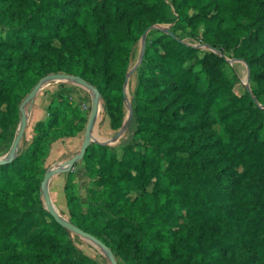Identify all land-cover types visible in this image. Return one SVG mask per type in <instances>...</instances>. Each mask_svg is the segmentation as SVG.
<instances>
[{
  "label": "trees",
  "instance_id": "16d2710c",
  "mask_svg": "<svg viewBox=\"0 0 264 264\" xmlns=\"http://www.w3.org/2000/svg\"><path fill=\"white\" fill-rule=\"evenodd\" d=\"M0 17L15 24L0 31V155L49 75L92 86L119 123L133 46L147 26L173 23L144 48L127 138L89 144L81 160L94 180L86 208L65 182L69 221L118 264H264V0H0ZM229 52L246 64L249 91L237 92ZM55 100L0 165V264H95L39 198L47 133L84 130L77 108Z\"/></svg>",
  "mask_w": 264,
  "mask_h": 264
},
{
  "label": "rangeland",
  "instance_id": "374dc122",
  "mask_svg": "<svg viewBox=\"0 0 264 264\" xmlns=\"http://www.w3.org/2000/svg\"><path fill=\"white\" fill-rule=\"evenodd\" d=\"M172 25L173 23L161 24L157 26L150 25L147 26L146 29L142 32L139 40L132 48L128 71L126 73L122 86L123 117L121 118V121L119 123L111 125L109 115L105 111L103 102L100 98L99 112L96 117L92 133L89 136L90 144L117 147L127 138V128H125V122L128 112V104L130 103V100L132 98V92L136 83V77L143 69V56L140 55L142 49V47L140 48V43H142L141 40L143 38L145 48L147 44L157 38L161 33L166 34L168 32L167 29ZM14 26L15 24L10 22L7 17H0V31ZM178 33L183 34L182 31H178ZM183 36L184 41L192 44L193 46L201 48V46H199L201 44L199 37L189 38L185 35ZM226 60V70L229 76H236L238 79V84L236 85L237 92L242 93L244 90L249 91L251 85L249 80H246L248 69L246 64L241 60L232 58L231 52L226 55ZM52 76L54 75H49L42 79L43 82L36 96L30 99L24 107V111L27 116V126L24 136L19 144L17 154L20 153L32 141L34 135L32 129L35 122L46 121L49 118L50 113L48 108H54L57 106L55 100V97L57 95L64 96L66 100H68L74 107H76L80 115L84 118L85 122L82 123L84 125V130L77 134L74 133L71 137H61V132L56 130L49 131L47 133L46 139L50 146L48 152L46 151L47 154L45 159H43L40 164V170L38 171L37 176V178L40 179L41 182L43 181L44 174L47 171L64 168L67 161L79 153L81 143L84 138L85 127L90 116L94 99V93L82 87L77 81L73 79L63 80L59 77L53 79L51 78ZM55 76H60V74ZM28 95L29 94H27L26 97ZM217 130H220V128L217 127ZM10 148L11 145L5 153L0 155V160L8 159L7 155L10 151ZM84 167L85 164H83L82 161H79L74 164L72 169L67 172L60 173L58 177H53V179L49 182V187L51 188L49 197H51L50 199H52V202L56 205V208L54 207V210L56 211L57 215H59V217L64 218L68 223L70 221L64 192L65 182L67 181L68 183L66 193L70 197L78 198L82 206L86 208V189L92 185V181L94 180L86 176V173H84L83 171ZM66 173H69L67 178ZM162 185L165 186V183L162 182ZM45 186L47 188L48 183ZM39 198L42 207L47 211L46 202L41 188L39 189ZM15 205L19 208H25L29 207L31 205V202L26 199H20L16 202ZM68 234L74 245L83 253L90 256L94 260L95 264H110L106 251L97 243L89 238L76 235L69 231ZM93 237L96 238L95 236ZM96 239L101 242L98 238Z\"/></svg>",
  "mask_w": 264,
  "mask_h": 264
},
{
  "label": "water",
  "instance_id": "95a60500",
  "mask_svg": "<svg viewBox=\"0 0 264 264\" xmlns=\"http://www.w3.org/2000/svg\"><path fill=\"white\" fill-rule=\"evenodd\" d=\"M141 41H142V49H141L140 55L143 56V52H144L143 38ZM58 77L63 79V80H72L73 79V80L77 81L82 87H84L85 89H87L89 91H92L95 96L93 99V105L91 108L90 116H89V119H88L86 127H85L84 138H83V141L81 143V148H80L79 153L76 156H74L73 158H71L70 160H68L67 163L65 164L64 168L56 169V170H50L44 174L43 181L41 182L40 188H41V191L43 192V195H44V199L46 202V209H47L48 213L53 217L55 222H57L61 227L65 228L69 232H72L76 235L91 239L92 241L97 243L100 247H102L106 251L110 264H118L116 262L114 256H113V254L111 253V251L107 247H105L101 242H99L96 238H94L93 236H91V235L83 232L82 230L76 228L70 222L68 223V222H63L60 220L56 211L52 208L53 204H52L51 199L49 197L48 190H47V188H45V185L49 182V180L52 176L69 171L70 169H72V167L74 166L75 163L82 160V158H83V156H84V154H85V152H86V150L90 144L89 136L92 133L93 126H94V123H95V120H96V117L98 115L99 108H100V104H99L100 96L92 86L88 85L86 82H84L81 79L72 78V77H69L67 75H60V76L54 75L51 78L55 79ZM246 80L247 81L249 80L248 69H247V79ZM42 82H43V80H40V82L37 85H35V87L31 90L29 95L24 99V101L20 105L21 118H20V123L18 125L17 132H16V135L12 141L10 151L7 155L8 159H1L0 165L9 162L11 159L15 158V156L17 155L19 144H20V142L24 136L25 129L27 126V116L25 114L24 107L26 106L27 102L30 99H32L36 96L37 92L39 91V89L41 87ZM130 116H131V108H130V103H129L128 104V112L126 115L125 128H127Z\"/></svg>",
  "mask_w": 264,
  "mask_h": 264
},
{
  "label": "crops",
  "instance_id": "0c3cea01",
  "mask_svg": "<svg viewBox=\"0 0 264 264\" xmlns=\"http://www.w3.org/2000/svg\"><path fill=\"white\" fill-rule=\"evenodd\" d=\"M59 174L57 175H54L50 178L49 182L53 179V177H58ZM49 182H48V187H47V190H48V194L50 195V187H49ZM51 198V197H50ZM51 202H52V199H51ZM53 206L56 208V205L52 202Z\"/></svg>",
  "mask_w": 264,
  "mask_h": 264
},
{
  "label": "bare ground",
  "instance_id": "6f19581e",
  "mask_svg": "<svg viewBox=\"0 0 264 264\" xmlns=\"http://www.w3.org/2000/svg\"><path fill=\"white\" fill-rule=\"evenodd\" d=\"M142 47V43H140V48ZM95 96V95H94ZM45 188H46V186H45ZM52 208L54 209V207L52 206ZM59 216V215H58ZM60 218V220L61 221H63V222H66V220L64 219V218H62V217H59Z\"/></svg>",
  "mask_w": 264,
  "mask_h": 264
},
{
  "label": "built area",
  "instance_id": "2783aa9c",
  "mask_svg": "<svg viewBox=\"0 0 264 264\" xmlns=\"http://www.w3.org/2000/svg\"><path fill=\"white\" fill-rule=\"evenodd\" d=\"M199 46H201V48L203 47L202 45H199Z\"/></svg>",
  "mask_w": 264,
  "mask_h": 264
}]
</instances>
